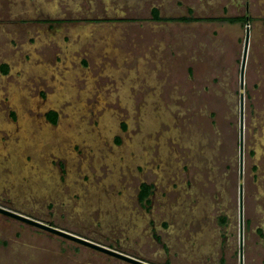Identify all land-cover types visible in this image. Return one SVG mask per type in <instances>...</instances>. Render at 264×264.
<instances>
[{
	"label": "rangeland",
	"instance_id": "obj_1",
	"mask_svg": "<svg viewBox=\"0 0 264 264\" xmlns=\"http://www.w3.org/2000/svg\"><path fill=\"white\" fill-rule=\"evenodd\" d=\"M0 152V205L151 264H241L242 185L264 264V0H0ZM0 264L132 263L0 213Z\"/></svg>",
	"mask_w": 264,
	"mask_h": 264
},
{
	"label": "water",
	"instance_id": "obj_2",
	"mask_svg": "<svg viewBox=\"0 0 264 264\" xmlns=\"http://www.w3.org/2000/svg\"><path fill=\"white\" fill-rule=\"evenodd\" d=\"M248 43H249V32H247L245 46H244V54H243V63L241 68V89L244 87V68L246 64V57L248 52ZM243 155H244V95L241 92L240 98V164H241V177H242V163H243ZM240 195H241V203H240V261L243 264V223H242V185L240 187ZM0 213L11 218L17 219L24 223L30 224L32 226L38 227L40 229L49 231L53 234L59 235L66 239L75 241L82 245L91 247L108 255L114 256L121 260L130 262L132 264H151L139 258L133 257L129 254L122 252L121 250L114 249L108 247L104 244L92 241L88 238L82 237L80 235L74 234L72 232L66 231L64 229L58 228L52 224L45 223L33 217H30L26 214L20 213L18 211L12 210L5 206L0 205Z\"/></svg>",
	"mask_w": 264,
	"mask_h": 264
},
{
	"label": "trees",
	"instance_id": "obj_3",
	"mask_svg": "<svg viewBox=\"0 0 264 264\" xmlns=\"http://www.w3.org/2000/svg\"><path fill=\"white\" fill-rule=\"evenodd\" d=\"M152 17L154 20L156 21H176V22H185V23H193V22H218L221 24H236V23H246L248 20V17L246 15L244 16H211V17H197L195 15H193L192 13L189 16H178V17H162L160 15V11L158 8H154L152 11ZM4 71L7 70L6 66H3ZM50 118H52V120L54 122H56L57 120V116L54 112H52L50 114ZM140 199L141 200H146L150 202V196L152 195V186L147 184V183H143L140 189ZM226 222V218L222 217L221 218V223H225Z\"/></svg>",
	"mask_w": 264,
	"mask_h": 264
},
{
	"label": "bare ground",
	"instance_id": "obj_4",
	"mask_svg": "<svg viewBox=\"0 0 264 264\" xmlns=\"http://www.w3.org/2000/svg\"><path fill=\"white\" fill-rule=\"evenodd\" d=\"M34 56H35V55H34ZM35 57H36V56H35ZM57 76H59V75H57ZM62 78H63V77H61V79H62ZM59 82H60V80H59L58 82H56V84H55V88H54L55 90L58 89ZM55 90H54V91H55ZM54 91H53V92H54ZM53 92L50 94V96L54 99V101H60V100L64 99V98L56 99V98L53 96ZM100 98H101V97H100ZM82 106H83V105H82ZM82 106H81V107H82ZM83 108H84V107H83ZM4 150H6V149H4ZM4 150H3V151H4ZM1 152H2V151H1ZM1 152H0V153H1ZM6 153H7V152H6ZM1 156H2V155H1Z\"/></svg>",
	"mask_w": 264,
	"mask_h": 264
},
{
	"label": "flooded vegetation",
	"instance_id": "obj_5",
	"mask_svg": "<svg viewBox=\"0 0 264 264\" xmlns=\"http://www.w3.org/2000/svg\"><path fill=\"white\" fill-rule=\"evenodd\" d=\"M74 31L78 32L77 30H74ZM33 100H34V103H37V102L39 103V99H33ZM52 102H53V101H52ZM69 130H70V129H68V131H69ZM71 131H72V130H71ZM71 133L74 134V131H72ZM12 140H13V139H12ZM12 140H11V141H12ZM11 141H10V142H11ZM10 142H9V143H10ZM8 145H9V144H8Z\"/></svg>",
	"mask_w": 264,
	"mask_h": 264
}]
</instances>
